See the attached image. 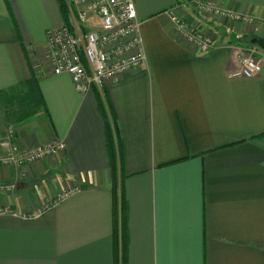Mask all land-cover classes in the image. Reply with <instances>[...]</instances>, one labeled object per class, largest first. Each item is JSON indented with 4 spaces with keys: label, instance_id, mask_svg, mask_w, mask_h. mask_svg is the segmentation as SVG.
<instances>
[{
    "label": "crops",
    "instance_id": "0c3cea01",
    "mask_svg": "<svg viewBox=\"0 0 264 264\" xmlns=\"http://www.w3.org/2000/svg\"><path fill=\"white\" fill-rule=\"evenodd\" d=\"M188 1L136 0L147 62L83 94L48 60L47 31L65 21L58 0H0V91L34 74L47 104L15 123L0 102V142L14 123L22 149L66 143L57 158L0 166V185L16 183L0 189V264H123L104 90L120 130L124 264H264V61L253 77L234 75L264 26L205 16ZM212 1L264 16V0ZM173 6L213 34L212 49L173 30ZM69 184L80 191L31 216Z\"/></svg>",
    "mask_w": 264,
    "mask_h": 264
},
{
    "label": "built area",
    "instance_id": "2783aa9c",
    "mask_svg": "<svg viewBox=\"0 0 264 264\" xmlns=\"http://www.w3.org/2000/svg\"><path fill=\"white\" fill-rule=\"evenodd\" d=\"M69 23L54 26L47 31L48 60L55 74L68 73L77 91L88 93L93 86L101 91L104 83L140 68L148 57L142 37V22L137 15L136 0H64ZM189 4L200 14L209 17H223L236 22L261 24L264 16L248 12L233 11L218 6L212 0H189ZM173 6L166 13L171 18L173 30L195 45L201 52L214 47V36L209 32L190 25ZM257 45L248 47L241 59L235 76L253 77L260 73L263 56ZM9 127V135L2 142L5 148L0 155V166L15 168L35 163L44 158H57L66 147L63 139L54 137L30 149L17 145L15 124ZM15 184L0 185V189H15ZM74 184L68 185L56 196L46 200L37 212L57 205L69 195L80 191Z\"/></svg>",
    "mask_w": 264,
    "mask_h": 264
},
{
    "label": "trees",
    "instance_id": "16d2710c",
    "mask_svg": "<svg viewBox=\"0 0 264 264\" xmlns=\"http://www.w3.org/2000/svg\"><path fill=\"white\" fill-rule=\"evenodd\" d=\"M58 2L65 21L69 23V14L64 0H58ZM103 94L105 95V101L99 98L98 105L103 112L108 129L107 144L113 192L114 249L118 255L121 252L124 264L126 260V223L124 217L126 201L121 189L123 173L121 170L122 155L119 143L120 130L116 111L110 102L107 90H104ZM0 102L6 107V112L10 114L15 123L47 110V104L39 80L34 74L29 79L16 84L12 88L0 91Z\"/></svg>",
    "mask_w": 264,
    "mask_h": 264
},
{
    "label": "water",
    "instance_id": "95a60500",
    "mask_svg": "<svg viewBox=\"0 0 264 264\" xmlns=\"http://www.w3.org/2000/svg\"><path fill=\"white\" fill-rule=\"evenodd\" d=\"M252 43L257 45L258 47L264 49V38H258V37L253 38ZM18 187H20V186H18Z\"/></svg>",
    "mask_w": 264,
    "mask_h": 264
},
{
    "label": "rangeland",
    "instance_id": "374dc122",
    "mask_svg": "<svg viewBox=\"0 0 264 264\" xmlns=\"http://www.w3.org/2000/svg\"><path fill=\"white\" fill-rule=\"evenodd\" d=\"M188 3H189V1H188ZM255 45V44H254ZM262 51L261 52H264V49H262V48H260ZM11 124H13V123H11ZM8 126H10V125H8ZM17 132H16V134L13 136L14 138H16L17 136ZM7 136H10L9 135V127H7V129H6V135H5V137L1 140V142H0V144H1V147L3 148V146H2V142L7 138ZM62 139V138H61ZM65 141V140H64ZM3 150H4V153H6L5 152V148H3ZM4 153H2V154H4ZM16 169H18V167L16 168ZM12 184H15V183H12Z\"/></svg>",
    "mask_w": 264,
    "mask_h": 264
}]
</instances>
